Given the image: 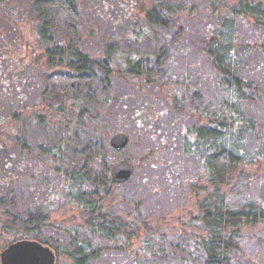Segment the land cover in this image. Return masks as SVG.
I'll return each mask as SVG.
<instances>
[{
  "label": "trees",
  "instance_id": "obj_1",
  "mask_svg": "<svg viewBox=\"0 0 264 264\" xmlns=\"http://www.w3.org/2000/svg\"><path fill=\"white\" fill-rule=\"evenodd\" d=\"M16 1L0 0V17L14 25L0 65L7 59L13 77L24 74L13 85L0 74V97L16 92L21 108L0 113V173L16 155L0 190L28 181L38 189L25 209L0 196V251L35 239L57 262L94 264L118 251L116 264H186L155 245L179 226L173 213L135 215L175 186L185 200L178 218L189 239L181 240L197 254L188 264H264L256 246H264V0H32L31 24L15 15ZM126 117L158 143L143 145L141 163L165 184L143 176L142 201L114 212L113 158L122 150L110 138L126 132L132 143L133 132L119 128ZM26 124L38 127V142L20 135ZM120 162L133 178L136 166ZM69 207L77 225L55 244L45 235L52 212Z\"/></svg>",
  "mask_w": 264,
  "mask_h": 264
},
{
  "label": "rangeland",
  "instance_id": "obj_2",
  "mask_svg": "<svg viewBox=\"0 0 264 264\" xmlns=\"http://www.w3.org/2000/svg\"><path fill=\"white\" fill-rule=\"evenodd\" d=\"M31 1L32 0H19L14 2V4H16L17 2L20 3L21 7L17 8L15 15H20V12L23 11L24 12V16L20 17V20H26V22H28V24H31L33 22L36 23V21H34V17H32L31 12H30V8H31ZM97 2V0H86V4L88 5H94ZM24 3V4H22ZM29 8V9H28ZM28 9V10H27ZM5 10V9H4ZM26 11V13H25ZM87 11V9L85 10ZM8 13V12H6ZM87 17L89 19H91V13H89L87 11L86 13ZM114 15V14H113ZM97 21V20H96ZM99 22H105L103 20H99ZM24 23V21H23ZM14 26L12 24H10L9 22H6L5 19L3 17H0V33L3 36V39H0V57L2 56L1 52L4 50V45L9 37V30L11 29V27ZM200 33V32H199ZM7 38V39H6ZM6 39V40H5ZM5 40V41H4ZM27 40L30 41V44L32 47L38 48V39L35 36H31L30 34L27 35ZM149 48H151V46H149ZM2 58H0L1 60ZM11 65L12 63L9 60H3L1 65H0V74L1 76H5L7 79V84L13 85L14 82L16 83H20V78L21 76H23L21 74V76L19 77H13L14 76H18L14 71H12L11 69ZM30 65V64H29ZM4 81H0V85L1 83H3ZM22 84V88L23 91L25 90V84ZM35 95H33L31 97L32 100L35 99ZM20 100L18 98V95L16 96V92H14L10 97H7L5 94L1 93V97H0V113H4L6 115L11 114L13 111H20ZM31 114V113H29ZM28 115V114H26ZM25 119V118H23ZM147 126V123L146 125ZM119 128L121 129H125V130H130L131 132H133V135H135L132 143L130 145H128L126 148H124L119 154L114 155L115 157L113 158L117 163L120 161H129L131 162L133 165L136 166V174L134 175L133 178H130L128 181H126L125 183H121L120 187L118 188L117 191V195L120 197L117 200L113 201L115 203V205H113L110 209L113 210L114 212H121V211H127V210H131L135 205H136V201L138 202L139 200L142 201L140 194L143 193V187H144V183H143V176H153V181L156 183H160L161 184H165V180L164 177L162 175H160V173L158 172V170L155 169H151L150 167L144 166V163H141L142 161V157L145 154V146H148V148L151 149H155L157 144L155 141L151 140L150 138H141L139 136L138 133L134 132V128L135 127V123L132 119H129L128 117L124 118V120L120 121L119 124ZM39 129L36 125L33 124H26L22 131H21V136L23 138H26L30 143H36L38 142V138H39ZM136 138L142 139V140H138ZM143 141V142H142ZM144 145V148H143ZM1 156V153H0ZM15 154L13 155V157H11V161H9L8 165L6 166V168L3 165V169L1 170L0 175H4L5 178H8L9 180L10 177L8 176V173L10 174L11 170L14 169V164L16 162L15 158ZM28 159V166H31L32 160L30 157L26 158ZM31 161V162H30ZM175 161V158L173 160ZM159 169V168H157ZM183 170V176L188 174L186 172V170H184V167L182 168ZM165 175V172L163 173ZM22 174L15 175L14 179H20ZM175 175V174H174ZM174 179L172 178L171 182H173ZM36 188L38 189V185L34 182H30L28 181L27 183H25V186L22 187L21 185H19L17 183V185L15 184V188L12 186L11 191H8L7 189L4 190H0V196L2 197L3 194H7V202L8 204L11 205V207H19L20 209H25L27 208L29 205H31L32 203H34L36 200L35 196H34V191L36 190ZM253 191L255 193H259L258 189H253ZM177 194H179V190L176 189L175 186L170 188H167V191H159L156 195L150 196L148 198H146L144 200V202L140 205H142V213L137 214V211H135V215H137L138 217H156V216H160L162 214L165 213H173V217L172 219L179 225L178 227H173L174 228V232L172 233H168L166 234V236L168 237L167 240H165V244L162 243H158L155 244V242L151 241V243L158 245L156 246V248L161 249L164 248L166 251L168 252H172L175 250V254L178 255V257L180 259H182L184 261V263L188 264L190 263V261H195L194 258H189V257H197V254H195V252L193 251V247L190 244H186L184 243L181 239L182 238H187L189 239V236L186 237V235L183 233V231H180L181 228V224L183 222H181L178 218V216L183 212L180 211L181 210V206L182 204H185V200L184 198L178 200L177 198ZM176 200V202H174ZM176 203V204H175ZM184 207V206H183ZM71 207H69V209L64 208L62 209H55L54 212H52V217H53V225L51 226L50 229H48L45 232V235H47L48 237H50V239H52L51 241L54 242L55 244L57 243V241H59L60 243H64L65 238H64V234L63 232H65L66 228L70 229L71 225H77V220L72 213L73 211L70 210ZM183 209V208H182ZM69 210V211H67ZM176 217V218H175ZM186 219L184 218V221ZM184 224V223H183ZM177 229H179L178 231H176ZM71 230V229H70ZM83 235V234H81ZM2 243V242H1ZM0 243V244H1ZM173 243V244H172ZM66 244V243H65ZM153 244V245H154ZM58 245V244H57ZM256 245V244H254ZM253 245V247H254ZM62 246H64V244H62ZM257 249L259 251H261L262 254H264V246L260 245H256ZM255 249L251 248L250 249V253L253 256H256L255 254ZM115 255L114 256H109L107 254V256L102 257L101 259L97 260L96 263L94 264H116V262H113V258H118V251H114ZM110 253V252H109ZM118 259H123L122 256H119ZM117 259V260H118ZM119 261V260H118ZM56 264H71L70 261L68 259H66L64 256H62L60 258V260L56 263ZM119 264V263H118ZM124 264H132L131 260L128 259V262L124 263Z\"/></svg>",
  "mask_w": 264,
  "mask_h": 264
},
{
  "label": "water",
  "instance_id": "obj_3",
  "mask_svg": "<svg viewBox=\"0 0 264 264\" xmlns=\"http://www.w3.org/2000/svg\"><path fill=\"white\" fill-rule=\"evenodd\" d=\"M130 135L118 132L111 136L110 145L117 151L128 146ZM133 175V168L127 162H118L112 167L115 183L128 181ZM55 250L47 244L35 239H21L10 243L0 251V264H56Z\"/></svg>",
  "mask_w": 264,
  "mask_h": 264
}]
</instances>
